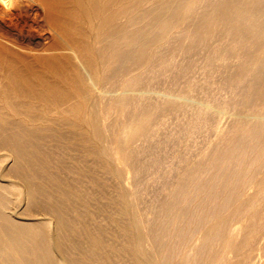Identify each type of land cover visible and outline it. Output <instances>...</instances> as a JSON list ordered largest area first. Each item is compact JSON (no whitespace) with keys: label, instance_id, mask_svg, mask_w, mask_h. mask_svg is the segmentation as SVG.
Listing matches in <instances>:
<instances>
[{"label":"bare ground","instance_id":"bare-ground-1","mask_svg":"<svg viewBox=\"0 0 264 264\" xmlns=\"http://www.w3.org/2000/svg\"><path fill=\"white\" fill-rule=\"evenodd\" d=\"M28 1L35 38L0 20V264H264V0Z\"/></svg>","mask_w":264,"mask_h":264},{"label":"rangeland","instance_id":"rangeland-1","mask_svg":"<svg viewBox=\"0 0 264 264\" xmlns=\"http://www.w3.org/2000/svg\"><path fill=\"white\" fill-rule=\"evenodd\" d=\"M43 17L40 6L28 0H0V20L5 19L11 31L8 39L24 43L28 38H35L39 30H46ZM194 95L199 98L197 95L200 93ZM169 116L173 118L172 115ZM142 198L149 202L151 196Z\"/></svg>","mask_w":264,"mask_h":264}]
</instances>
